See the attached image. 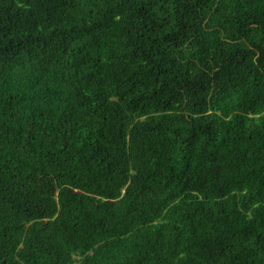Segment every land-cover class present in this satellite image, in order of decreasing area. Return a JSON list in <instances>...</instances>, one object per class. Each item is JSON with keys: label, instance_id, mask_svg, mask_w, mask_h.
Masks as SVG:
<instances>
[{"label": "trees", "instance_id": "1", "mask_svg": "<svg viewBox=\"0 0 264 264\" xmlns=\"http://www.w3.org/2000/svg\"><path fill=\"white\" fill-rule=\"evenodd\" d=\"M0 264H264V0H0Z\"/></svg>", "mask_w": 264, "mask_h": 264}]
</instances>
